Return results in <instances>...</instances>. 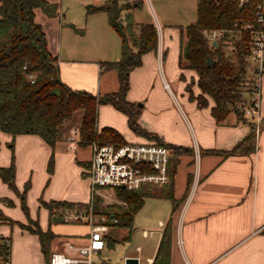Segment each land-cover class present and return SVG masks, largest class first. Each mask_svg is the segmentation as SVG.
I'll list each match as a JSON object with an SVG mask.
<instances>
[{
    "label": "crops",
    "instance_id": "obj_1",
    "mask_svg": "<svg viewBox=\"0 0 264 264\" xmlns=\"http://www.w3.org/2000/svg\"><path fill=\"white\" fill-rule=\"evenodd\" d=\"M64 1L49 0L57 6L54 15L40 7L35 9V20L46 33L48 48L58 58L61 79L72 88L100 95L117 91V70L106 69L101 63L121 57V37L110 25L106 12H87L91 4L105 0H76L85 19L83 28L76 27L80 22L75 24L72 16L64 22ZM141 1V6L133 10L134 20L154 23L158 42L155 49L143 54L142 64L131 70L126 97L140 107L139 123L143 128L167 143L191 149L177 155L172 188L174 198L179 201L177 207L173 208L168 197L149 196L156 199L154 208L165 209L157 227L159 221L164 227L172 221L170 264H264V121L259 133H255L253 151L232 154L210 151L229 150L243 141L253 121L234 110L217 120L211 111L215 102L209 95L206 106L197 105L195 97L201 93L197 74L180 63L186 36L180 40L172 37L178 29L174 31L169 26L180 25L173 22L158 1L152 6L150 0L152 17L139 19ZM196 17L197 10L193 21ZM192 79L195 82L190 91L187 83ZM260 111L263 117L264 74ZM97 126L117 129L128 142L155 141L129 128L127 115L111 103L99 105ZM68 135L67 127L64 136L52 147L38 134L13 135L0 129V166L13 164L15 169L13 186L0 176V237L11 238L14 228L31 232L27 225L38 224L43 230L50 228L55 233L84 237L80 240L73 237L77 242L87 240V224L57 225L55 222L62 221H54L52 217L58 213L53 210L52 214L46 205L51 200L86 203L90 199L86 174L92 148L80 141L72 144ZM244 144L247 146L248 141L244 140ZM51 156L52 171L48 168ZM28 181L30 186L22 201L21 193ZM102 192L100 189L98 193L101 198ZM33 236L39 242L38 235ZM157 237L154 252L149 256L153 261L162 235Z\"/></svg>",
    "mask_w": 264,
    "mask_h": 264
},
{
    "label": "trees",
    "instance_id": "obj_2",
    "mask_svg": "<svg viewBox=\"0 0 264 264\" xmlns=\"http://www.w3.org/2000/svg\"><path fill=\"white\" fill-rule=\"evenodd\" d=\"M261 2L264 4V0H249L240 5L238 0H197L195 21L181 27L186 36L181 49V66L195 70L197 84L201 89V93L195 97L197 105L206 106V95L211 96L215 102L211 111L217 120L227 116L231 110L243 115L239 105L247 100L245 93L248 92V69L245 54L251 38L249 30L243 26L247 22H255L257 4ZM141 4V0H105L101 4H91L87 9L88 13L106 12L110 25L121 37V57L101 63L106 69L117 70L119 88L100 95L72 88L61 79L58 58L50 52L46 33L35 20L37 7L54 15L57 9L54 3L49 0H0L1 130L13 135L38 134L53 147L64 136V130L68 127L66 122L80 112L81 143L96 141L120 146L128 141L117 129L97 126L99 105L111 103L127 115L128 124L135 133L153 138L172 150L168 163L170 179L164 185H144L133 190L118 187L117 195L125 202L124 205H102V198L99 195L95 197L94 212L105 213L111 219L116 218L117 221H110L114 228L124 227L128 231L132 229L134 215L142 208L146 197L165 196L172 200L174 209L177 207L179 201L172 192L177 155L191 151L188 146L167 143L158 134L143 128L139 123L140 107L126 97L131 70L142 64L143 54L155 49L158 42L154 23H138L134 20L133 10ZM206 28L222 30L217 45L210 43L205 37ZM229 47H232L230 51ZM209 56L213 59L212 63H209ZM30 74L34 75V81L29 77ZM194 82L192 79L187 83V90L191 91ZM190 97L194 98L192 93ZM255 135V123L252 122L251 130L244 139L248 141L247 146L243 140L229 150L210 151L222 154L251 152L255 148ZM52 166L53 156L49 159L50 171ZM14 174L13 164L8 167L0 166V176L11 186ZM29 186L28 181L21 193L22 201ZM46 205L51 213L53 210V213H57L59 209H72L77 205L86 206L85 203L66 200H51ZM22 207L26 209L25 205ZM27 228L38 235L42 251L44 240L53 239L57 235L50 228L43 230L38 224L27 225ZM172 233V221L169 220L152 264H170ZM117 240L110 231L106 246H113ZM2 251L4 247L0 245V253Z\"/></svg>",
    "mask_w": 264,
    "mask_h": 264
},
{
    "label": "built area",
    "instance_id": "obj_3",
    "mask_svg": "<svg viewBox=\"0 0 264 264\" xmlns=\"http://www.w3.org/2000/svg\"><path fill=\"white\" fill-rule=\"evenodd\" d=\"M249 0H238L243 5ZM250 32V41L246 50L245 59L251 75L246 79L251 93L247 100L239 105L243 113L255 123V133H259L262 115L260 111L261 84L264 74V4L258 3L255 22H247L244 26ZM222 30L204 29V35L210 43L218 41ZM29 77L34 81V75ZM168 85V84H166ZM69 141L74 144L80 141L79 128H73L68 135ZM72 146V145H71ZM92 154L87 163V178L90 182V199L84 205H77L72 209H59L58 214L64 220L87 224L89 227L87 240L77 242L67 237L64 241V251L52 252L49 264H102L94 259V253L102 251L107 245V235L114 227L110 221H117L105 213L94 212V200L99 193V187H121L128 190L139 189L144 185H164L170 179L168 163L171 156L170 149L156 141L127 142L120 146L113 143H90ZM199 155L198 149L195 150ZM63 220V221H64ZM164 223L159 221L157 229L143 228L145 237L162 235ZM0 245L4 251L0 253V264H11V242L8 237L0 238ZM141 251V245L136 246ZM128 258H136L141 264L140 255H127L121 264ZM146 264H152L153 258H146Z\"/></svg>",
    "mask_w": 264,
    "mask_h": 264
},
{
    "label": "rangeland",
    "instance_id": "obj_4",
    "mask_svg": "<svg viewBox=\"0 0 264 264\" xmlns=\"http://www.w3.org/2000/svg\"><path fill=\"white\" fill-rule=\"evenodd\" d=\"M157 1L160 2L163 8L165 7L164 11L166 12V14H170L173 22L180 25L169 26L171 29H174V31H176L175 29H178V32L172 34V37L175 40H180L181 38L185 39V34L180 31L182 29L181 25H187L194 20L196 13V0H151L152 6H154V3H156ZM151 3L150 0H143V9L141 11H138V14H140L138 16L139 19L144 20L145 18L152 17ZM64 11L66 15L64 22L68 20L69 16H72L74 20H76L75 24H77L78 21L80 22L78 23V25H76V27H84L81 24H83L85 19L81 10H79V7H77L76 5V0H65ZM231 48L232 47H229L228 51H230ZM248 67L249 66L247 65V79L251 75ZM246 87V89L248 90V95L246 97L248 98L251 93L248 83ZM80 117V112H77L73 119L66 122L69 128V134L71 133L73 128H79ZM100 189L103 190L102 203H104V205L113 203L124 205L122 199H120L117 195L118 187L104 186L99 187V190ZM156 193L160 195L159 191H156ZM115 200L118 202H116ZM155 201L156 199H154L153 197L145 199V204L143 205V207L134 215L133 225L130 231H127V228L124 227H112L110 230L111 234L115 235L118 240L114 243L113 246H106L101 252L94 253V259L97 261L106 262L107 264H121L124 257L127 255H140L141 264H146V258L152 256L154 252L158 235L145 237L143 236L141 231L143 228L157 229V220L163 214V211H165V209L162 208H154L153 203ZM163 216H165V213L164 215H162V217ZM55 223L57 225H63L73 222L64 220L62 222ZM23 230L14 228V231L12 230L10 234L11 238L8 237L11 242V264H46V262H48L49 264L52 252L64 251V241L67 237H74L76 240L84 239V237H81V235L72 236L68 235V233L60 232L57 233L56 237H54L53 239L46 238L44 240V250L42 251L40 240L38 242L36 240V236H33V233ZM138 245L142 246L141 251L136 250V246Z\"/></svg>",
    "mask_w": 264,
    "mask_h": 264
},
{
    "label": "water",
    "instance_id": "obj_5",
    "mask_svg": "<svg viewBox=\"0 0 264 264\" xmlns=\"http://www.w3.org/2000/svg\"><path fill=\"white\" fill-rule=\"evenodd\" d=\"M213 44L214 45H217V41H214ZM208 60H209V63H212L213 62V59L210 56L208 57ZM52 219L54 221H63L64 220L63 216L60 215V214L53 215ZM127 262L133 263V264H137V259L136 258H128L127 259Z\"/></svg>",
    "mask_w": 264,
    "mask_h": 264
}]
</instances>
